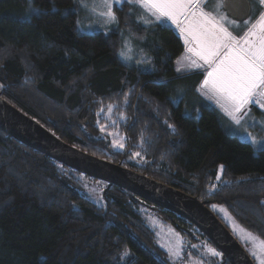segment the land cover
Wrapping results in <instances>:
<instances>
[{
	"label": "trees",
	"instance_id": "obj_1",
	"mask_svg": "<svg viewBox=\"0 0 264 264\" xmlns=\"http://www.w3.org/2000/svg\"><path fill=\"white\" fill-rule=\"evenodd\" d=\"M78 2L0 0V96L80 150L222 206L264 243V147L224 131L219 108L199 91L205 68L177 72L181 37L141 24L128 0L113 5L112 29L92 32L77 26ZM248 2L254 20L262 7ZM126 36L141 64L119 57ZM108 111L120 150L102 129ZM76 174L0 131V264H167L149 216L183 244L194 233L220 253L186 219L117 186L96 205Z\"/></svg>",
	"mask_w": 264,
	"mask_h": 264
},
{
	"label": "snow or ice",
	"instance_id": "obj_2",
	"mask_svg": "<svg viewBox=\"0 0 264 264\" xmlns=\"http://www.w3.org/2000/svg\"><path fill=\"white\" fill-rule=\"evenodd\" d=\"M121 2L101 0L106 9L102 15L118 23L113 5ZM129 2L145 8L161 24L171 21L180 29L185 44L190 45L188 53L196 57L187 67L206 70L199 91L214 100L235 124H240L238 114L250 104L264 109V12L260 13L257 23L238 37L228 27L237 23L235 19H229L231 13L241 7L237 0H217L214 14L204 10L205 0ZM259 4L264 7V0H259ZM143 23L151 21L143 20ZM183 68L181 64L177 72ZM213 254L216 253L213 251Z\"/></svg>",
	"mask_w": 264,
	"mask_h": 264
},
{
	"label": "water",
	"instance_id": "obj_3",
	"mask_svg": "<svg viewBox=\"0 0 264 264\" xmlns=\"http://www.w3.org/2000/svg\"><path fill=\"white\" fill-rule=\"evenodd\" d=\"M230 18L245 21L250 15L248 0ZM0 131L24 146L88 177L117 186L137 197L186 219L220 252L229 264H254L248 253L204 201L143 173L110 162L74 147L15 108L0 96Z\"/></svg>",
	"mask_w": 264,
	"mask_h": 264
},
{
	"label": "rangeland",
	"instance_id": "obj_4",
	"mask_svg": "<svg viewBox=\"0 0 264 264\" xmlns=\"http://www.w3.org/2000/svg\"><path fill=\"white\" fill-rule=\"evenodd\" d=\"M78 1L80 9L77 26H79L80 30L84 32L97 30L106 31L115 26L114 22H111L106 16L102 15L106 9L102 5L101 0ZM133 5H135L138 10L137 20L141 22V24L149 25L151 23H160L156 21L145 8L136 3H133ZM262 12H264V7H262ZM258 17L254 20L247 19V21L243 23V25H245L244 27L250 28L252 24L258 21ZM141 18H143V20H149L151 23L145 24ZM121 53H123V56H121ZM184 56L185 52L177 59L176 68L181 67V64H183L184 68L180 72L185 73L196 69L188 68L185 70V63L182 60ZM119 57L128 64H141V61L143 60L142 58H144L143 53L140 52V49L128 36L123 37L122 47L119 50ZM203 95L204 94L201 92L203 100L209 102V104L213 103L219 108L223 128L227 134L236 136L240 140L248 142L254 151H258L264 147V109L255 104H251V106L249 105L248 108L238 114L241 122L237 125L231 117L220 109L219 105H217L214 100H210L206 95ZM199 111V106L195 109L192 108V114L195 116L199 114ZM109 112L110 111L105 115L107 120L104 122L102 129L110 137L111 146L120 150L123 148L122 136L117 133V129L114 128V118L111 117V119L109 117ZM76 175V178L80 181L81 190L87 198L96 205L103 206L104 202L102 194L104 188H106L104 182L96 179L89 180L81 173ZM210 209L222 220L229 232L248 253L254 264H262V262H264V243L236 224L231 215L222 206L211 204ZM150 210L151 209L148 208V211ZM149 218H151V220L147 218V222H149L150 226L153 228L158 244L166 251L167 264H220L221 254L210 244L199 239L196 234L191 233V238L186 240V244H183L182 238L179 237L178 233L173 230L169 224L161 221L159 218H153L150 216ZM213 251L216 253L215 255L213 254Z\"/></svg>",
	"mask_w": 264,
	"mask_h": 264
},
{
	"label": "crops",
	"instance_id": "obj_5",
	"mask_svg": "<svg viewBox=\"0 0 264 264\" xmlns=\"http://www.w3.org/2000/svg\"><path fill=\"white\" fill-rule=\"evenodd\" d=\"M206 2V7H205V11L206 12H209V13H213L215 12V4L217 3V0H205ZM118 4V3H116ZM229 19H231L229 17ZM248 19V18H247ZM246 19V20H247ZM245 20V21H246ZM244 22V21H243ZM239 23V22H238ZM257 23V22H256ZM255 24V23H254ZM163 25L167 26V27H170L172 28L173 30H175V32L181 37V39L183 40L184 42V46H185V56L182 58L183 62L185 63V70L188 69V65L191 63V60H194L196 59V57L192 56L191 53H188L187 49L190 45L188 44H185V41H184V36L183 34L180 32V29L177 28L174 24L171 23V21H166L165 23H163ZM229 27V31L233 32V30H235L236 28V25H228ZM234 34V33H233ZM235 35V34H234ZM239 37V36H238ZM179 58V57H178ZM177 58V59H178ZM177 59H176V66H177ZM194 68V67H193ZM192 69V68H191ZM206 75V74H205ZM205 75H204V78H205ZM203 78V79H204ZM203 81V80H202ZM202 83V82H201ZM251 106V104H250Z\"/></svg>",
	"mask_w": 264,
	"mask_h": 264
}]
</instances>
